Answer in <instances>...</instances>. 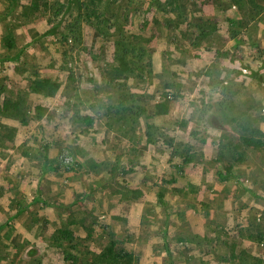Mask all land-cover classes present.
Returning <instances> with one entry per match:
<instances>
[{"label": "rangeland", "instance_id": "374dc122", "mask_svg": "<svg viewBox=\"0 0 264 264\" xmlns=\"http://www.w3.org/2000/svg\"><path fill=\"white\" fill-rule=\"evenodd\" d=\"M31 1L0 0V264H70L77 251L96 264L112 240L131 264L264 259V149L241 141L264 135V0H104L153 49L152 75L117 84L102 76L117 26L96 36L86 23L80 45L64 42L86 11ZM44 77L62 84L56 95L31 90ZM120 83L144 109L126 123L108 113Z\"/></svg>", "mask_w": 264, "mask_h": 264}, {"label": "trees", "instance_id": "16d2710c", "mask_svg": "<svg viewBox=\"0 0 264 264\" xmlns=\"http://www.w3.org/2000/svg\"><path fill=\"white\" fill-rule=\"evenodd\" d=\"M31 2V7L35 10L40 8V4H47L46 0H32ZM129 2H131V0H129L128 3ZM100 3L102 4L101 7ZM58 4L59 2H56L54 3V6H52L55 10L57 7L55 15L59 12H63L66 8H69L72 5H77L81 10L84 9L86 11L82 14L80 12V15H78L73 23L69 25L67 29L68 33L62 35V41L64 42H67L71 38L75 43L80 45L82 41V26L86 23L91 25L96 36H107L109 34L111 28L107 26V23H109V25L112 23L114 26H117L119 33L117 40L115 41L114 54L116 64L113 65L111 69L104 71L102 74V76L107 79L110 84H117L119 81H127L130 78H134L138 81V83H140L153 74V49L147 46L150 40L140 34H133L123 29L118 22L119 19L125 18L127 14L122 15L121 8L113 6L112 4V9L109 10L105 6L104 0H89L88 3H84L81 0H70L67 5L61 4L60 7H58ZM121 15L123 17H120ZM92 19L95 20L94 24L93 22L91 23ZM199 27H201V37H203L206 34V31L204 30L205 28L203 25H199ZM57 30V28L53 29L51 34L55 35ZM6 46H8V48H13V41L7 42ZM220 53L221 52H219V54ZM17 58L18 57L14 59L17 60ZM70 78L69 79L73 83L76 81L74 77ZM30 87L33 92L42 93L45 96H54L58 93V91H60L62 84L49 77H44L30 80ZM117 88L121 91L119 95V105L112 108L109 107L108 113L112 112L118 117L119 121H125L124 123H126L128 121V117L126 116L127 113H132L134 111L135 114H140L141 112H144V109L141 107L136 108L132 105L135 95L123 92V88H126V84L120 83ZM24 95L27 96L28 94L25 92ZM18 107H20V103L14 104L11 100H7L4 105V110L8 111L11 108L17 110ZM159 107L165 108V105L160 104ZM134 109H137L138 111H135ZM81 120L87 126H92L94 124V118L89 115L83 116ZM241 141L248 147L264 149V135L262 139L243 135ZM44 149L45 152H49L50 148L46 145ZM60 166L61 165L58 164L54 167V170L59 171ZM78 170V164L74 166L65 165L66 172H78ZM218 177L221 180L223 174L219 173ZM158 198L160 203L164 204V195L162 193L158 194ZM123 220L125 222L127 221V219L124 218ZM61 234V239L64 240L71 239L73 242V240L77 238L76 235L69 229L61 230ZM61 239L56 237L54 241L60 244ZM71 248L76 249V245H72ZM83 256L84 255L81 251L69 252L66 254L65 260L70 261V264H77L78 262L83 263V261L80 260ZM94 256V262L96 264H104L103 262H105V264L132 263V252L127 249L118 248L116 242L113 240L110 242V245L106 247V249H104L100 254ZM250 259L255 260V258H250V256H247L244 260ZM253 264H264V259H257Z\"/></svg>", "mask_w": 264, "mask_h": 264}]
</instances>
